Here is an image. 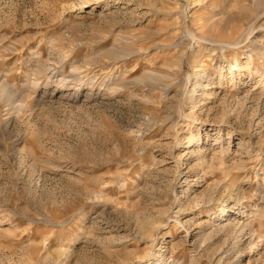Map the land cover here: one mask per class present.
<instances>
[{"label":"rangeland","instance_id":"1","mask_svg":"<svg viewBox=\"0 0 264 264\" xmlns=\"http://www.w3.org/2000/svg\"><path fill=\"white\" fill-rule=\"evenodd\" d=\"M115 1L0 0V264H264V0Z\"/></svg>","mask_w":264,"mask_h":264},{"label":"bare ground","instance_id":"2","mask_svg":"<svg viewBox=\"0 0 264 264\" xmlns=\"http://www.w3.org/2000/svg\"><path fill=\"white\" fill-rule=\"evenodd\" d=\"M115 2L120 3L121 1H120V0H117V1H115ZM128 2H129V1H128ZM109 5H112V4H111V2L108 1L106 7L109 6ZM231 67H232V65L229 66V68H231ZM234 67H235V69H236L237 71L241 69V66H240L239 64H236ZM199 78H200V75H198V76L194 79L193 84H194L195 86H198V85L201 84ZM201 85H202V84H201ZM0 86H1V85H0ZM193 88H194V87H193ZM192 90H193V89H192ZM194 143H196V138L191 139V143H190V144H194ZM220 212H223V213L226 212V216L223 217L222 215H224V214L220 215V213H219V214L217 215V219L220 220V219L224 218V220H226V219H228V217H229V215H230L231 213H234V212H235V210H233V209L231 210V209H229V208L226 206V207L222 208ZM229 212H230V213H229ZM262 244H263L262 240H260V241H258V242H256V243H253V244H252L253 249H252L251 251H255V250L259 249V248L262 246Z\"/></svg>","mask_w":264,"mask_h":264}]
</instances>
